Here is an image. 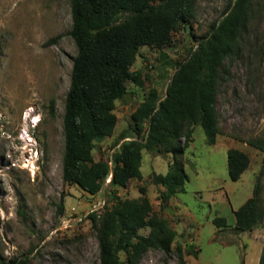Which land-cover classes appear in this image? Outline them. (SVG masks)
Returning <instances> with one entry per match:
<instances>
[{
    "label": "rangeland",
    "instance_id": "rangeland-1",
    "mask_svg": "<svg viewBox=\"0 0 264 264\" xmlns=\"http://www.w3.org/2000/svg\"><path fill=\"white\" fill-rule=\"evenodd\" d=\"M229 1L197 0L194 15L172 33L170 42L139 48L131 69L141 71L142 83L128 81L126 92L115 100L114 132L95 142L96 159H111L120 131L134 125L131 115L151 88L165 95L173 63L187 58ZM70 28V0H0V255L20 264H100L97 230L88 213L109 206L114 194L139 197L144 186L153 211L177 234L169 258L150 248L136 264H178L176 243L197 251L185 255L188 264H258L264 216L252 230L236 232L233 210L252 195L258 180L264 213V152L247 142L264 147V0H251L246 27L222 66L216 141L207 143L202 127L192 126L191 141L179 156L187 174L184 190L163 207L151 174L167 171L171 152L143 149V178L126 187L105 180L100 191L89 194L63 180L62 117L76 54ZM229 147L245 151L250 159L237 180L227 171ZM216 216L226 225L217 226ZM138 231L147 234L149 227Z\"/></svg>",
    "mask_w": 264,
    "mask_h": 264
},
{
    "label": "trees",
    "instance_id": "trees-1",
    "mask_svg": "<svg viewBox=\"0 0 264 264\" xmlns=\"http://www.w3.org/2000/svg\"><path fill=\"white\" fill-rule=\"evenodd\" d=\"M196 1L70 0L69 34L76 54L62 117V177L66 183L95 194L110 175L111 186L126 187L130 181L143 178L142 150L149 149L173 155L164 174H151L152 182L160 186V206L184 190L187 174L179 156L188 147L195 124L202 127L207 143L216 141L219 134L216 96L222 66L246 27L251 0L226 4L222 16L212 21L187 58L173 63L176 69L164 96H159L155 88L149 90L131 115L134 125L120 131L121 142L109 161L96 159L93 149L96 141L113 134L117 122L115 100L126 92V83H142L141 71L131 69L139 48L161 47L170 42L172 33L194 15ZM247 142L264 152L261 142L251 139ZM249 161L245 151L229 147L226 151L229 177L237 180ZM139 191L141 195L133 198L114 194L109 206L88 213L87 218L97 230L100 264H136L150 248L161 249L166 258L170 257L176 230L153 211L144 186ZM259 194L256 180L252 195L233 210L236 232L250 231L262 221ZM58 209L62 212V200ZM213 222L217 226L226 225L221 216L214 217ZM143 227H149L147 234L139 233ZM121 252L124 259L120 258ZM174 252L178 264H188L186 254H197L182 243H176ZM0 264L20 263L0 255ZM258 264H264V246Z\"/></svg>",
    "mask_w": 264,
    "mask_h": 264
},
{
    "label": "bare ground",
    "instance_id": "bare-ground-1",
    "mask_svg": "<svg viewBox=\"0 0 264 264\" xmlns=\"http://www.w3.org/2000/svg\"><path fill=\"white\" fill-rule=\"evenodd\" d=\"M29 110V109H28ZM25 115V114H24ZM28 116V115H27ZM37 117H34V120L33 121H37ZM36 123V122H35ZM25 130V129H24ZM25 132V131H24Z\"/></svg>",
    "mask_w": 264,
    "mask_h": 264
},
{
    "label": "built area",
    "instance_id": "built-area-1",
    "mask_svg": "<svg viewBox=\"0 0 264 264\" xmlns=\"http://www.w3.org/2000/svg\"><path fill=\"white\" fill-rule=\"evenodd\" d=\"M110 180V175L106 178V181L109 182Z\"/></svg>",
    "mask_w": 264,
    "mask_h": 264
}]
</instances>
